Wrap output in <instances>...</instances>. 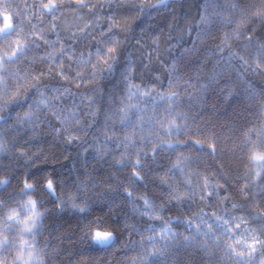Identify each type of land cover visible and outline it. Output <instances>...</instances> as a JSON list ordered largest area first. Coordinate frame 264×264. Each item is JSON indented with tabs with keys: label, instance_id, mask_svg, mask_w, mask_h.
<instances>
[{
	"label": "snow or ice",
	"instance_id": "1",
	"mask_svg": "<svg viewBox=\"0 0 264 264\" xmlns=\"http://www.w3.org/2000/svg\"><path fill=\"white\" fill-rule=\"evenodd\" d=\"M178 7L25 2L17 23L0 5V159L30 167L71 159L60 146L82 158L70 180L0 166V264H71L62 253L89 248L135 253L127 264H264V0H203L183 27ZM66 11L76 31L57 23ZM165 13L166 27L152 31ZM141 17L148 23L133 37ZM129 46L143 71L132 51L125 55ZM117 75L119 92L94 86ZM82 86L77 103L73 88ZM205 107L215 119L197 123ZM90 154L108 171H89ZM97 202L105 213L94 212ZM65 213L79 218L75 232L58 222Z\"/></svg>",
	"mask_w": 264,
	"mask_h": 264
},
{
	"label": "trees",
	"instance_id": "2",
	"mask_svg": "<svg viewBox=\"0 0 264 264\" xmlns=\"http://www.w3.org/2000/svg\"><path fill=\"white\" fill-rule=\"evenodd\" d=\"M120 2V0H118V3ZM152 2H155V0H152ZM176 4L179 5V7L177 8L176 11V15L179 18L180 21V26L183 27L184 26V21L183 19L185 17L191 16V17H195L197 15V10L199 8L200 2L198 0H175ZM253 2H258V0H253ZM116 4V3H115ZM117 11V9H116ZM119 11H123V9H120ZM171 18V13H165L162 17H158L156 20L152 21L153 24V28L151 29L152 31H158L161 28H165L167 21ZM148 23L147 17H141L140 19L136 20L135 24L133 25V33L132 36H136L139 34L140 30L142 28H145L146 25ZM175 35V33H174ZM188 37L185 36V40H187ZM173 43H175V41H173ZM151 48H147L145 50V55L143 58V62L147 63V51H150ZM128 51H132L134 53V58L137 60V65L140 69V71H143L142 65H141V58L139 56V54H137L135 52L134 48H131L130 46L127 47L125 49V55L127 54ZM42 54V53H41ZM197 63V61H192L189 64V70L195 66V64ZM153 71H159V66L158 65H154L153 66ZM144 78L146 80L151 79V74L145 72L144 73ZM162 80H164V85L165 87L167 86V80L165 78V76L162 75ZM137 82H139V80H137ZM122 87V86H121ZM87 91V89L82 88L80 90H77L75 88H73V92H77L79 93H85ZM117 91L119 92V88L117 89ZM183 95V93H182ZM218 107H220L222 101L217 100L216 101ZM223 110H227L228 112L232 111V105L231 104H225L223 105V108L221 109V111ZM199 111V109H195L192 113V115H196V112ZM215 112L212 108L209 107H205L204 109V113L203 116L197 119V123H200L201 120H207V119H215ZM161 118H163V114L161 115ZM90 119V117H89ZM182 122V121H181ZM8 137H5V139H7ZM89 141L91 142L92 138L91 136L88 138ZM40 143L44 144L45 148L50 147V141L45 138L43 140L40 141ZM100 143L103 144V137H100ZM62 151L65 152H70L72 153V158L64 161L63 159H61V162L56 163V164H52V163H46V164H40L38 167H30L28 165H25L24 162L22 160L20 161H5L0 159V166L10 163L11 167L13 168V170L19 174L22 173L24 171H28L30 175L32 176H42L47 172H52V174L56 177L57 180H61V179H65V180H70L72 178H74L75 174H76V170H74L72 168V164L76 163L78 168L80 167V164L82 163V158L79 157L77 155V152L79 151V149H77L74 146H60ZM107 160H111V157H106ZM37 163L39 164L40 162L37 161ZM88 164H89V171H92V165H95V171L93 174H101V173H105L108 171V166H109V162H96L94 161V159L92 158L91 154L88 157ZM82 171V169H80ZM149 194L153 195L152 192V188L150 187L148 189ZM158 198V196H157ZM185 210H187V207L185 206ZM206 211H208V209H205ZM107 211V209L105 208V206L102 203L97 202L94 205V212L97 214H103ZM173 214H175V209H173ZM165 216L168 215V213H164ZM146 219V218H145ZM58 222H63L66 224V226H69L68 231L71 232H75L76 229V225L79 223V218L69 214V213H65L62 217H60V220ZM112 223L114 225H117L119 223V219H113ZM156 226L159 227L160 226V222L156 221ZM122 238V237H121ZM138 239V237H137ZM63 246H68V247H72L74 252L76 250H78L79 246L78 245H73L70 246L67 244V242L65 241ZM135 253L133 252H128L127 255L125 254V251L123 250H117V251H113V252H101L99 249L97 248H89L88 249V253H86L85 255L81 256L78 254H73L71 256L68 255L67 252L62 253L61 258H66L69 259L71 261V264H78V262H83V264H127L128 261V257L129 256H134ZM47 258V257H46Z\"/></svg>",
	"mask_w": 264,
	"mask_h": 264
},
{
	"label": "rangeland",
	"instance_id": "3",
	"mask_svg": "<svg viewBox=\"0 0 264 264\" xmlns=\"http://www.w3.org/2000/svg\"><path fill=\"white\" fill-rule=\"evenodd\" d=\"M200 2V4L203 2V0H198ZM25 2L27 3V5L29 7H31V5L33 3H36L37 5H39L40 3H47L48 0H0V5H6L8 6L9 10L12 12L13 16H14V22H19V19H20V16H17L16 13L17 11H19L22 15H25L27 16V13H28V9L25 8ZM93 2H95V0H93ZM221 3L224 2V0H220ZM112 3L113 5H115V3H118V0H112ZM36 11H39V9H36ZM109 11H116V8L113 7L111 10L108 9L107 7L104 9V12L105 13H108ZM60 13L58 12L57 13V16H59ZM45 20H46V24H47V21H50L51 20V17L50 16H46L45 17ZM66 21V23L71 26V30L72 31H76V27L75 25L77 23H79L75 17L70 13V12H65V15L64 17H61V19L57 22V23H61L63 24L64 22ZM35 22V21H34ZM46 26V25H45ZM59 30V29H58ZM70 33H62V35H68ZM78 35L81 37V39H83V34L81 33H78ZM51 39H55V35L52 34L50 36ZM235 44V41L233 42ZM235 50V48L233 49ZM225 55H227V52H225ZM119 70V68H118ZM7 84L8 86L11 88V87H14V84H15V81L12 80V79H8L7 80ZM95 87H102L106 92H111L113 89L117 88L118 86V75L116 78H106L104 80H99L95 85ZM118 89V88H117ZM66 105L68 107L71 106L72 104V97H64L63 98ZM76 99V102L79 103V100H80V93L75 97ZM99 102V100H98ZM91 119V117H90ZM98 119H100L102 121L103 119V116L101 115Z\"/></svg>",
	"mask_w": 264,
	"mask_h": 264
},
{
	"label": "clouds",
	"instance_id": "4",
	"mask_svg": "<svg viewBox=\"0 0 264 264\" xmlns=\"http://www.w3.org/2000/svg\"><path fill=\"white\" fill-rule=\"evenodd\" d=\"M147 4H151V5H156L157 4V0H155V2H152V0H146ZM93 246H98L96 241H92Z\"/></svg>",
	"mask_w": 264,
	"mask_h": 264
}]
</instances>
